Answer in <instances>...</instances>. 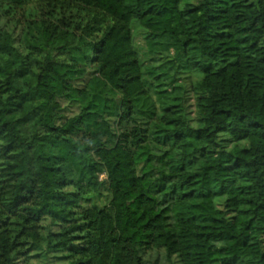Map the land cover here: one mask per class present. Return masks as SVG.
I'll use <instances>...</instances> for the list:
<instances>
[{
  "label": "trees",
  "instance_id": "trees-1",
  "mask_svg": "<svg viewBox=\"0 0 264 264\" xmlns=\"http://www.w3.org/2000/svg\"><path fill=\"white\" fill-rule=\"evenodd\" d=\"M0 22V264H264V0H0Z\"/></svg>",
  "mask_w": 264,
  "mask_h": 264
},
{
  "label": "rangeland",
  "instance_id": "rangeland-1",
  "mask_svg": "<svg viewBox=\"0 0 264 264\" xmlns=\"http://www.w3.org/2000/svg\"><path fill=\"white\" fill-rule=\"evenodd\" d=\"M0 25H3V22H0ZM6 29L12 34L14 44L19 48L22 49L20 43L21 39V26L17 24L15 21H10L6 25ZM146 32L140 28L137 24V22L131 23V35H132V44L135 47V49L139 52L138 49H144V39H145ZM138 47V49H137ZM142 51V50H141ZM140 51V52H141ZM139 54V53H138ZM142 72H143V79L144 81H147L148 78L144 74L143 67L151 62L153 65H157L160 63L159 60L150 61L147 59V57H139ZM90 70H88L85 74V76L79 80L73 81L75 85L80 86L85 83V79L90 74ZM200 78V73L193 72L192 74H183L182 79L180 80V84L183 87V90H176V94H180L183 96L185 101V110L187 113V117L190 120V124L193 126H199V120L193 113L194 110V101L196 98L195 92L192 90V83H194L196 80ZM155 99L156 102H158V97ZM61 105V111L65 114H72L77 110L78 105L73 101H68L64 98L58 99ZM158 106V103H156ZM157 108V107H156ZM157 112V109H155ZM224 142V140H223ZM66 190H71V188H67ZM109 199V195L105 189V187H100L95 192H88L84 196L79 198V206L80 207H87V206H93L96 208L103 207ZM58 226H51L46 221L42 222V233L46 235L50 231H56ZM40 253V252H39ZM41 255V254H40ZM42 256V255H41ZM50 257H47L45 259L41 258L35 250L31 249L28 254L22 253L21 256H18L16 260L14 261V264H51L58 260L59 254H50ZM56 256V257H55ZM145 263L144 264H169L164 256V253L161 250L156 251H150L144 256ZM173 264H179L176 259H174Z\"/></svg>",
  "mask_w": 264,
  "mask_h": 264
}]
</instances>
